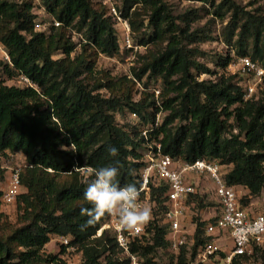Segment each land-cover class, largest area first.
I'll use <instances>...</instances> for the list:
<instances>
[{"label": "trees", "instance_id": "obj_1", "mask_svg": "<svg viewBox=\"0 0 264 264\" xmlns=\"http://www.w3.org/2000/svg\"><path fill=\"white\" fill-rule=\"evenodd\" d=\"M200 1L211 3L214 14L221 19L227 11L231 12L224 30L229 50L218 56L217 65L225 70L233 55L250 56L264 65V11L247 10L234 0L219 4L216 0ZM41 2L49 17L34 13L36 0H0V42L12 61H0V73L12 80L25 76L35 84L21 87L0 80V183L5 181L0 188L2 214L7 207L1 197L11 173L10 170L5 177L2 159L8 152L22 153L26 163L20 172L26 191L18 197L25 205L23 224L13 228L7 237H0V264H68L58 259V253L46 252L54 235L71 238V244L83 252L79 264H128L112 230L104 229L98 235L112 216L106 215L94 226L81 230L88 219L81 215V209L92 207L84 199V191L94 175L81 174L75 168L118 166L120 186L135 184L139 188L144 128L151 129V138L159 140L163 152L174 158L187 163L207 158L231 167L225 173L226 182L246 188L244 205L262 194L264 96L245 101L238 77H210L217 71L196 59L203 52L186 46L208 41L210 35L199 36L189 27H182L163 0H116L129 22L137 6L150 11L148 26L153 32L145 33L135 44H167L139 71H134L133 78L128 77L135 86L132 92L108 97L102 90L112 87L110 81L92 85L88 81L95 57H114L132 50L121 51L116 21L108 5L103 0ZM51 17L61 25H51ZM180 18L188 24L193 20L189 13ZM37 21L46 23L48 30L36 31ZM130 25L132 36V27L135 31L143 24L132 21ZM71 31L78 33L81 40L73 41ZM77 48L81 52L72 57ZM57 52L65 57L55 59ZM157 86L162 88L161 106L152 91ZM126 109L131 117L136 113L139 118L132 117L131 125H120L116 113ZM160 112L165 116L157 124ZM109 147L118 149L116 157L109 154ZM167 189L163 183L152 186V208L156 211L146 225L150 237L144 235L131 244V251L141 256L143 264H157L151 255L157 249L170 248L167 224L162 222ZM192 199L195 206L199 205V195ZM207 222L196 221L192 248L183 246L175 264H189L195 258L198 248L208 239L204 228Z\"/></svg>", "mask_w": 264, "mask_h": 264}, {"label": "built area", "instance_id": "obj_2", "mask_svg": "<svg viewBox=\"0 0 264 264\" xmlns=\"http://www.w3.org/2000/svg\"><path fill=\"white\" fill-rule=\"evenodd\" d=\"M109 7V13L114 17L115 25L119 27L121 32V51L125 49H133L136 47L131 36L130 22L122 16L119 11L116 0H103ZM34 13L40 16L41 12H45L41 0H36ZM51 25L58 27L61 22L51 17ZM48 25L37 21L36 31L48 30ZM233 55V54H232ZM0 61L11 64V57L7 49L0 42ZM227 76H236L239 78V84L243 86L244 100L250 101L264 96V65L258 61H254L250 56L233 55L232 60L225 68ZM130 77H132L130 75ZM206 77V76H205ZM204 77H201V80ZM20 82L26 86H35V84L27 77L21 76ZM138 86L142 88V84L138 81ZM161 85V84H160ZM157 105L161 106L160 97L162 88L157 86L152 88ZM140 98V95H139ZM160 112L157 114L156 123L161 121ZM134 119H138L136 113L132 114ZM151 129L144 128L142 134L145 137V152L143 157L144 165L140 172L141 185L138 188L140 197L138 203L141 206H147L151 210L152 186L165 184L168 189L165 193V210L162 215L163 223L167 224L166 239L172 251L178 254L183 246L187 247L189 242L194 243V237L188 234L186 227L183 225L187 217V213L195 207L196 202L192 199L196 195H202L199 186L189 178V174L202 176L209 175L214 184L215 200L221 207V213L208 220L205 225V236L208 238L204 245L197 250L194 260L197 263H206L211 257H218L215 264H239L238 260H242L244 256H251L255 247L264 246V206L260 211L252 210V201L248 205L242 203V199L247 196L248 192L243 186H232L226 182L223 165L219 161L213 159H198L194 163L183 162L179 158L164 153L162 143L150 136ZM79 168L80 170H77ZM7 185L1 197L2 203L11 208L16 204L19 195L22 193L21 184V167H12ZM76 171L81 174L93 172V167H76ZM87 176V175H86ZM192 199V201H191ZM149 220L141 225L138 230L129 231L123 228L118 218L111 217L98 231L101 235L104 229H110L114 232L119 248L122 254L129 259L128 264H139V254L131 251V244L138 239H143L144 235L148 236L146 225ZM230 237L233 241V247L222 255V247L220 239ZM60 244L58 251V259L67 261L68 264H78L80 261L70 258L72 251L79 248L71 244L70 237L57 236ZM79 257H83V252L79 250ZM82 259V258H81ZM239 262V263H237ZM48 264H54L50 262Z\"/></svg>", "mask_w": 264, "mask_h": 264}, {"label": "rangeland", "instance_id": "obj_3", "mask_svg": "<svg viewBox=\"0 0 264 264\" xmlns=\"http://www.w3.org/2000/svg\"><path fill=\"white\" fill-rule=\"evenodd\" d=\"M121 1V0H119ZM168 7L171 9L172 14L177 17L176 22L180 24L182 27H189L190 31H196L197 35H210L211 39L208 41L202 42H194L192 44H186L188 48H199L203 53H200L196 56L198 62L206 64L209 68L217 71L216 75H211L212 79H218L221 75H226V70L220 68L218 63V56L225 55L227 50H229L228 44L225 42L224 39V30L225 27L230 19L231 12L227 11L225 14V18L221 19L219 16L214 14L215 7L211 5L209 2H203L200 0H163ZM238 5L241 7H245L247 10H253L260 8L264 11V0H234ZM222 0H216V4H219ZM133 16L130 19V22L136 21V24L142 23L143 25L140 29L133 31L132 27V38L134 43H138L137 41L139 38L143 37L145 33L150 34L153 32V29L148 26L149 22V13L150 11L139 5L133 10ZM189 13L190 16H193V20L188 24L187 22L183 21L180 18L181 15ZM41 18L49 17L45 12L40 13ZM116 32H119V36H121V32L119 27L115 26ZM71 38L73 41L78 42L81 40V36L76 33H70ZM84 38L86 37L83 33ZM120 40V39H119ZM166 41H158L155 43H150L147 46H139L137 44L130 51H124L123 53H119L114 57H108L106 55H98L96 59L95 68L93 74L90 75V84L92 85L94 82H106L110 81L112 83V87L110 89H103L102 93L106 96H113V95H123L130 93L134 90L135 86L130 81L129 78H133L134 71H139L141 67H143L151 57L163 51L166 47ZM82 49L77 48L75 53L72 54V57H75L76 54L80 53ZM92 49L89 50V53H92ZM142 55L146 57H142ZM65 55L62 52H57L54 54V58H63ZM92 58V57H91ZM130 75L132 77H130ZM129 77V78H128ZM209 77L206 76L204 78ZM6 80L5 83L8 85H16V86H26L24 83L20 82V79H7V76H3L0 73V80ZM138 94H135L137 97ZM130 111L128 109L122 111H118L116 113V120L120 125L132 124V117L130 115ZM162 117L165 116V113L161 115ZM177 124V123H176ZM25 156L22 153H15L8 152L4 155L2 159V166L5 169V177L8 176V172L12 167H22L25 165ZM231 167L225 166L223 167V172H228ZM212 182V181H211ZM213 184V182H212ZM5 185V181L3 180L0 183V188H3ZM209 192L211 193V188L209 185L206 187ZM26 191V187L22 186V192ZM209 194L206 192L203 194V197L199 195V205L195 206L193 210H195L194 220L195 221H203V217L200 215L201 210L209 211L211 208L219 206L217 201L209 198ZM264 196L261 194L259 197L253 198L254 201L252 203V207L255 211H258L262 208L264 203ZM251 201H248V204ZM25 205L17 200L16 204L13 205L11 208V213L7 210L3 209L5 212L2 214L0 213V237H7L10 234V231L15 228L16 226L23 224V213H24ZM155 207L152 208V213H154ZM197 214V215H196ZM205 221V220H204ZM207 221V220H206ZM150 235H148V238ZM54 241H50L48 243V247H46L47 253L56 254L58 252H54L56 248H59L60 244L58 240L54 237ZM193 243L189 242L187 245V249L191 250ZM80 253L79 250L72 251L70 253V258L76 259L79 263L82 262L83 257H79ZM177 255L174 251L170 248H160L157 249L154 254L151 256L153 257L154 261L157 264H175L177 262ZM139 264H143V259L139 255ZM82 258V259H81ZM189 264H201L197 263L194 259L190 261ZM240 264H264V246L259 247L255 250L254 255L248 257L247 259L243 260Z\"/></svg>", "mask_w": 264, "mask_h": 264}, {"label": "clouds", "instance_id": "obj_4", "mask_svg": "<svg viewBox=\"0 0 264 264\" xmlns=\"http://www.w3.org/2000/svg\"><path fill=\"white\" fill-rule=\"evenodd\" d=\"M108 152L112 157L118 155V149L115 147H109ZM116 164L118 165L119 161ZM92 174L94 179L88 183L84 191V199L92 207L81 209V215L88 217L81 225L82 231L94 226L106 215L118 218L119 224L129 231L138 230L150 219V208L138 203L140 191L137 186L127 184L121 187L118 183V166L97 168Z\"/></svg>", "mask_w": 264, "mask_h": 264}, {"label": "crops", "instance_id": "obj_5", "mask_svg": "<svg viewBox=\"0 0 264 264\" xmlns=\"http://www.w3.org/2000/svg\"><path fill=\"white\" fill-rule=\"evenodd\" d=\"M189 178L190 180L194 181L198 186H199V189H200V192L202 193V195L204 193H208L209 194V198L210 199H213L214 201L215 200V196H214V184H212L211 182V179L209 177V175H206V174H203L202 176H198V175H194V174H189ZM210 186L212 187L211 188V193L209 192V190L206 188L207 186ZM263 196H264V189H263V192H262ZM264 200V199H263ZM254 201L252 200V203ZM263 206H264V203H263ZM262 206V208H263ZM259 209L258 211L262 210ZM252 210L255 211L252 207ZM257 212V211H255ZM221 213V207L220 206H216L214 208H211L209 211H204V210H201L200 212V215L203 217V221L205 220H209L213 217H215L216 215H219ZM194 214H195V210H190L188 213H187V217L185 219V221L183 222V225L186 227V230L188 232V234H190L191 237H194V233H195V230H196V221L194 220ZM197 215V214H196ZM56 237V235H54L51 239V242L54 241ZM58 240V239H56ZM220 244H221V247H222V255H224L226 252H228L232 247H233V241L230 237H223L221 238L220 240ZM49 242V244L51 243ZM49 245L47 244L46 247H48ZM58 252L59 251V248H56V250H54V252ZM217 258L218 257H211V259L206 262V263H203V264H215L216 261H217Z\"/></svg>", "mask_w": 264, "mask_h": 264}]
</instances>
